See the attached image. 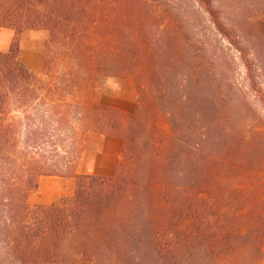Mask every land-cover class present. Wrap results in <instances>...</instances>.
<instances>
[{"label": "trees", "instance_id": "obj_1", "mask_svg": "<svg viewBox=\"0 0 264 264\" xmlns=\"http://www.w3.org/2000/svg\"><path fill=\"white\" fill-rule=\"evenodd\" d=\"M191 1L264 109L260 54L213 0ZM155 2L0 0L14 31L0 51V264H264V126L220 94L206 35L145 29ZM41 30L43 77L19 61ZM112 77L133 78L131 112L93 102ZM89 135L122 142L110 177L75 173ZM43 176L72 177L73 193L31 205Z\"/></svg>", "mask_w": 264, "mask_h": 264}, {"label": "rangeland", "instance_id": "obj_2", "mask_svg": "<svg viewBox=\"0 0 264 264\" xmlns=\"http://www.w3.org/2000/svg\"><path fill=\"white\" fill-rule=\"evenodd\" d=\"M213 4L220 10L225 24L237 31L249 51L253 54H260L261 62L256 63L258 66L257 78L264 89V0H213ZM155 6L153 16H151V20L145 29L148 32H161L163 27L169 25L166 27L168 29H164L166 32H200L206 35L210 43L208 49H212V51L207 50L204 55L207 57L211 55L210 52H216L218 55L211 56L218 62L217 73L220 75V94L227 90L233 104L241 100H248L252 104H250V108L248 107L252 111L251 114L257 116L258 122L264 126V109L260 107L247 87L238 53L215 33L206 14L200 7L191 0H156ZM45 34L47 35L46 40L48 32L46 31ZM36 75L43 77L42 72ZM104 79L106 78L100 79L94 88L100 85ZM94 136L89 135L87 142L92 140ZM44 177L47 176L41 177L39 184L40 180H45ZM46 191L47 189L44 187H38L37 191L30 195L29 203L37 205L36 203L45 195Z\"/></svg>", "mask_w": 264, "mask_h": 264}, {"label": "crops", "instance_id": "obj_3", "mask_svg": "<svg viewBox=\"0 0 264 264\" xmlns=\"http://www.w3.org/2000/svg\"><path fill=\"white\" fill-rule=\"evenodd\" d=\"M45 30L25 31L20 42L19 61L35 74L42 72V46L46 38ZM14 31L0 28V51L9 48ZM137 93L132 78H106L93 91L95 103L112 107L126 113L133 110ZM122 142L115 138L94 136L83 149L75 173L78 175H94L110 177L121 161ZM43 178V177H42ZM39 188H45V195L36 203L47 205L62 196L73 193L72 178L44 177Z\"/></svg>", "mask_w": 264, "mask_h": 264}]
</instances>
